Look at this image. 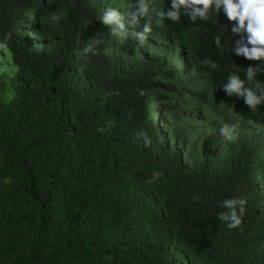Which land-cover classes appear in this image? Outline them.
Here are the masks:
<instances>
[{
	"label": "trees",
	"instance_id": "16d2710c",
	"mask_svg": "<svg viewBox=\"0 0 264 264\" xmlns=\"http://www.w3.org/2000/svg\"><path fill=\"white\" fill-rule=\"evenodd\" d=\"M153 3L166 10L171 0ZM134 6L0 0L17 98L0 123V264H264V105L253 112L222 89L258 63L230 51L246 33L234 34L221 10L165 20L143 45L130 35L143 21L111 36L103 13L127 17ZM89 44L96 54L82 51ZM47 108L50 123L35 125ZM229 114L253 131L224 140ZM241 198L242 225L229 229L222 202Z\"/></svg>",
	"mask_w": 264,
	"mask_h": 264
},
{
	"label": "clouds",
	"instance_id": "9594fccd",
	"mask_svg": "<svg viewBox=\"0 0 264 264\" xmlns=\"http://www.w3.org/2000/svg\"><path fill=\"white\" fill-rule=\"evenodd\" d=\"M221 10L229 21L235 22V26L231 29L234 34L246 33V39L241 35L240 39L233 40L231 53L258 62L255 66L250 65L245 69L246 79H241L237 74L230 75L222 89L228 97L240 98L249 110L255 112L259 106L264 105V81L257 79V73H264V0H171V5L166 10L156 6L153 0H135L134 10L128 13L127 17L116 8L110 7L100 19L101 23L110 29V35L116 38L125 37V20L133 29L141 28L143 21L141 30L130 33L134 40L143 45L153 32V27L161 28L165 20L175 23L183 15L195 23L197 20H208L210 16L219 14ZM214 42L218 49L224 51L219 34L214 37ZM82 51L85 54H96L91 44ZM212 66L215 67V64ZM219 133L224 140L233 141L237 138V125L222 124ZM141 137L144 146L151 144L147 133L138 132L137 139ZM245 204L246 201L242 198L225 199L222 206L227 211L219 213L218 219L226 222L229 229L240 227Z\"/></svg>",
	"mask_w": 264,
	"mask_h": 264
},
{
	"label": "rangeland",
	"instance_id": "374dc122",
	"mask_svg": "<svg viewBox=\"0 0 264 264\" xmlns=\"http://www.w3.org/2000/svg\"><path fill=\"white\" fill-rule=\"evenodd\" d=\"M0 74L2 76V88L0 90V123L5 117H13L16 115V104L17 98L15 95L14 89V81L16 75V68L13 66L11 62L10 53L0 45ZM176 111L175 115L178 114ZM162 112L158 110L155 111V117L159 118L160 125L162 126V131L165 132V127L167 126V120L165 115H161ZM165 114V113H164ZM179 116L182 119H187L190 116V112L180 113ZM51 118V109L47 108L41 112H39L33 119V123L35 125H47L50 123ZM178 118V116H176ZM228 120L232 123L237 125V129L239 131H253V127H250L244 124L240 119L235 117L232 114L228 115ZM202 122V126L199 125L201 129L207 128V123L204 121L203 118L199 119ZM190 130L197 128L198 125L192 122L186 124ZM254 136H258L259 139H263V135L261 130H256V134ZM215 138L213 134H209L205 139L204 143H208ZM212 149V148H211ZM217 152H213L210 150V155L215 156ZM186 164V160L184 159V165ZM199 165V162L196 163V166ZM2 166V159H0V167ZM15 264H18L17 260H14Z\"/></svg>",
	"mask_w": 264,
	"mask_h": 264
}]
</instances>
